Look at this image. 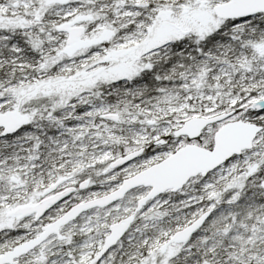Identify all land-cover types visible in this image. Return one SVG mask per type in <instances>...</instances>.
Segmentation results:
<instances>
[{"label": "snow or ice", "instance_id": "snow-or-ice-1", "mask_svg": "<svg viewBox=\"0 0 264 264\" xmlns=\"http://www.w3.org/2000/svg\"><path fill=\"white\" fill-rule=\"evenodd\" d=\"M0 264H264V0H0Z\"/></svg>", "mask_w": 264, "mask_h": 264}]
</instances>
